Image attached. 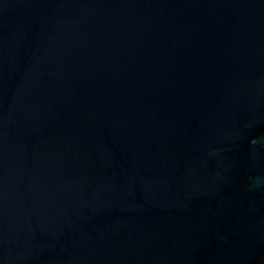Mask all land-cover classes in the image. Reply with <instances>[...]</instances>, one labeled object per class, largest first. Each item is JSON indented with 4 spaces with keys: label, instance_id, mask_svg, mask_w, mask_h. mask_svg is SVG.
<instances>
[{
    "label": "water",
    "instance_id": "95a60500",
    "mask_svg": "<svg viewBox=\"0 0 264 264\" xmlns=\"http://www.w3.org/2000/svg\"><path fill=\"white\" fill-rule=\"evenodd\" d=\"M0 264H264V0H0Z\"/></svg>",
    "mask_w": 264,
    "mask_h": 264
}]
</instances>
